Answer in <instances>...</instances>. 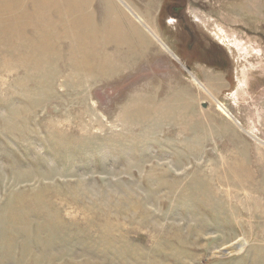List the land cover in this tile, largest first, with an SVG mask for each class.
Masks as SVG:
<instances>
[{
    "label": "rangeland",
    "instance_id": "374dc122",
    "mask_svg": "<svg viewBox=\"0 0 264 264\" xmlns=\"http://www.w3.org/2000/svg\"><path fill=\"white\" fill-rule=\"evenodd\" d=\"M0 264H264V0H0Z\"/></svg>",
    "mask_w": 264,
    "mask_h": 264
},
{
    "label": "bare ground",
    "instance_id": "6f19581e",
    "mask_svg": "<svg viewBox=\"0 0 264 264\" xmlns=\"http://www.w3.org/2000/svg\"><path fill=\"white\" fill-rule=\"evenodd\" d=\"M150 1V0H149ZM253 1V0H252ZM107 2H109V1H107ZM37 3V2H36ZM111 4V3H110ZM108 5V4H107ZM105 6V5H104ZM257 6V5H256ZM110 7V6H109ZM106 8V7H105ZM112 8V7H111ZM255 8V7H254ZM258 8V7H257ZM103 9V8H102ZM256 9V8H255ZM108 10V9H107ZM132 10V9H131ZM130 10V11H131ZM105 11V10H104ZM258 11V10H257ZM133 12V11H132ZM110 14H111V12H109ZM256 14H257V12H256ZM104 17V16H103ZM138 17V16H137ZM146 21V20H145ZM142 24L146 27V29L148 30V32L157 40V41H159V38H158V36H157V33L154 31V30H152L153 29V27L151 28L146 22H144V20L142 19ZM144 22V23H143ZM129 25V24H128ZM135 28V27H134ZM116 30V29H115ZM132 33V32H131ZM149 35V34H148ZM150 36V35H149ZM223 38V37H222ZM146 40V39H145ZM129 41V40H128ZM233 41V40H232ZM241 42H237L235 45H239ZM249 46V45H248ZM145 48H147V47H145ZM230 48V47H229ZM243 49V48H242ZM249 51H251V50H249ZM124 58V57H123ZM127 58V57H126ZM124 61V60H123ZM85 63V62H84ZM122 65V64H121ZM207 83H208V81H207ZM207 86V85H206ZM206 91H209V89L208 90H206ZM209 92H211V91H209ZM212 93V92H211ZM171 95V94H170ZM177 97V96H176ZM214 98V97H213ZM169 101V100H168ZM237 101V100H236ZM235 101V102H236ZM189 107V106H188ZM140 110V109H139ZM186 110V109H185ZM227 126V125H226ZM228 127H230V126H228ZM255 129V128H254ZM239 248V246H237V245H233V244H228V245H225V247H224V249L223 250H225V251H227V252H230V251H232L233 249H238Z\"/></svg>",
    "mask_w": 264,
    "mask_h": 264
},
{
    "label": "flooded vegetation",
    "instance_id": "af4514ba",
    "mask_svg": "<svg viewBox=\"0 0 264 264\" xmlns=\"http://www.w3.org/2000/svg\"><path fill=\"white\" fill-rule=\"evenodd\" d=\"M179 14H177V11L175 10L174 12L171 13V16L174 17V19H177Z\"/></svg>",
    "mask_w": 264,
    "mask_h": 264
},
{
    "label": "crops",
    "instance_id": "0c3cea01",
    "mask_svg": "<svg viewBox=\"0 0 264 264\" xmlns=\"http://www.w3.org/2000/svg\"><path fill=\"white\" fill-rule=\"evenodd\" d=\"M155 0H153V3H154Z\"/></svg>",
    "mask_w": 264,
    "mask_h": 264
}]
</instances>
